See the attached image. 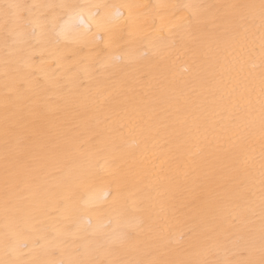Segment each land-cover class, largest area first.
<instances>
[{"label":"snow or ice","instance_id":"snow-or-ice-1","mask_svg":"<svg viewBox=\"0 0 264 264\" xmlns=\"http://www.w3.org/2000/svg\"><path fill=\"white\" fill-rule=\"evenodd\" d=\"M38 7L62 11L36 19ZM140 7L154 6L0 0V264H264V0L164 6L189 10L188 16L178 25L154 16L150 33L138 30L134 21L120 23L121 8ZM257 20L258 64L252 58ZM167 24L177 30L165 31ZM41 39L55 58L47 69L32 63L31 42ZM137 48L143 49L139 57L129 55ZM181 48L191 53L193 76L176 82L164 62ZM116 50L121 55L113 56ZM55 64L65 72L56 75ZM246 65L259 68L258 110L252 102L257 74ZM113 84L119 88L109 91ZM114 92L115 104L95 99L107 100ZM240 100L247 105L244 126L251 130L257 121L259 126L258 240L249 189L255 177L247 159L223 147L224 133L242 127L235 113L225 121L224 102ZM133 127L178 143L203 137L212 159H203L197 144L180 179L163 174L146 186L148 194L142 188L132 191L128 176L134 155L123 142ZM190 178L195 185L190 197L178 198L170 185L178 190ZM101 185L104 190L96 192ZM93 196L109 199L115 213L97 228L90 224L87 235L100 239L80 244L67 259L40 258L33 233L49 241L80 233V204ZM238 201L246 205L244 220ZM177 214L189 215V232L206 219L213 231L234 230L231 257L181 258L198 253L191 238L182 250L170 247L167 221ZM145 223L154 232L148 245L141 240ZM219 247L211 243L205 255L217 254Z\"/></svg>","mask_w":264,"mask_h":264},{"label":"bare ground","instance_id":"bare-ground-1","mask_svg":"<svg viewBox=\"0 0 264 264\" xmlns=\"http://www.w3.org/2000/svg\"><path fill=\"white\" fill-rule=\"evenodd\" d=\"M22 3L34 4V5H57V4H79L87 5L90 3H108L115 5H153L152 8H121V12L125 15L121 19L120 23L123 25L125 21L135 23L138 30L150 33L152 31L151 24L153 22V17L164 18L165 21L171 20L174 24H180L188 16L189 10L176 9L172 7H164L171 5H196V4H223V3H259V0H19ZM53 11L60 13L62 10L49 9L46 7H38L35 9V18L40 19L44 16H51ZM259 21H256V44L255 52L252 53L253 60L259 63ZM171 28L173 32L177 29L172 27L171 24H167L165 31ZM31 55L32 63L37 67L48 68L49 64L55 63V58L51 51L50 45L45 41L33 40L31 42ZM143 49L137 48L129 53L131 56L139 57L140 52ZM113 56L121 55L119 50L112 52ZM3 44L0 42V116H2V102L4 95V76H3ZM142 59L138 60L137 63H142ZM165 65L168 68V73L170 76H174L176 82L182 80H191L192 73V56L191 53L185 51L183 48L173 51L170 57L165 60ZM187 67L188 72H184L183 69ZM246 71H254L257 74V79L255 81L257 94L252 98V102L255 107L259 108V79L258 73L259 68L255 70L250 68V65H246ZM65 72V69L59 64H55V74L61 75ZM118 85H109L108 90L118 89ZM104 95H107L105 92ZM203 96L207 97V91L203 92ZM97 102H103L104 104H115L118 97L115 92L112 96L108 97L107 100L103 99V96L95 97ZM235 105V106H234ZM225 112L223 113L225 121L228 117L235 113L241 121L242 127L236 130H230L224 133L225 140L223 147L229 148L230 151L237 153L242 158L248 160V168L255 177L252 184L249 185L250 189V200L254 202V207L256 208L257 215L255 217V228L257 240L259 236V173L261 165V143L259 135L258 121L255 127L251 130L247 129L244 125L246 124V108L247 105L243 100L239 103L235 101L224 102ZM103 119V117H100ZM116 120L118 117H112ZM209 140L212 139L211 136L208 137ZM207 143L200 137L198 140L194 139L188 143H178L173 138L162 135L156 136L152 134L150 137L147 133L133 127L129 131L128 135L125 137L123 142L127 151L134 155V159L130 161L128 183L132 191H136L137 188H142L145 194H148L149 189L147 185L155 184V182L162 177L163 174L176 177L180 179L178 173L184 168L188 156L190 153L195 151L197 144L203 147L202 158L212 159L209 154V150L204 145ZM161 161L163 163L161 164ZM155 165V167L153 166ZM163 169V173L161 172ZM194 183L190 178L188 181H181V187L177 190L176 185L172 184L170 187L176 191L178 198L186 199L190 197L191 191L194 187ZM104 190L103 186H99L96 192ZM148 203V201H145ZM241 204V208L237 211L241 212V220L245 219V213L243 208L246 206L243 201H238ZM2 208V204H0ZM80 214H79V224L81 232L71 236H61L54 241H49L47 239L41 238L44 234L40 232H34L33 235L38 239L40 247H38L37 254L40 258L51 259V260H61L69 258L77 246L85 243L88 240H99L100 237L88 236L87 233L92 228H97L100 224H106L115 215L111 201L109 199H100L93 196L87 202H81L80 204ZM30 222V221H29ZM235 223V221H234ZM141 233V240L144 245L153 243L154 232L149 231L148 223L143 224ZM192 227V222L188 214H177L175 218H170L167 221V231L166 238L170 241V247L177 250H182L189 243V238L191 242L195 245L197 255L191 257H181L190 259H224L230 258L231 252L229 251L231 245L229 244L230 239L235 237L231 236V231L229 232H216L213 231V223L210 220H205L200 223L198 227L195 228L193 232H189V228ZM242 227V225H240ZM4 231V219L2 211H0V236H2ZM240 234H243L241 232ZM81 236H85V239H81ZM216 243L219 247L217 254L215 255H205L211 243ZM27 252V249L25 250ZM2 255V251H0Z\"/></svg>","mask_w":264,"mask_h":264}]
</instances>
